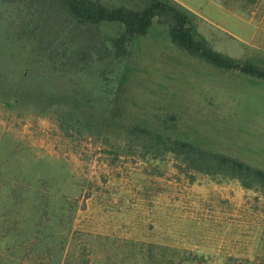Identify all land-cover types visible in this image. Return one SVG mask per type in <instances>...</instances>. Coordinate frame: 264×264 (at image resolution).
Masks as SVG:
<instances>
[{
  "label": "rangeland",
  "instance_id": "obj_1",
  "mask_svg": "<svg viewBox=\"0 0 264 264\" xmlns=\"http://www.w3.org/2000/svg\"><path fill=\"white\" fill-rule=\"evenodd\" d=\"M178 1L196 12L214 49L264 70V0ZM220 5L236 6L243 20ZM19 22L0 0L1 202L13 203L11 189L23 188L16 199L31 227L43 213L33 207L48 204L51 223L63 217L58 235L70 232L71 246L86 242L97 264H134L140 250L195 252L196 264H225L231 254L262 263L258 193L228 176L188 175L170 153L151 159L130 148L126 132L146 127L264 170V78L190 55L154 21L123 59L61 80L21 48ZM75 88L88 102L81 127L67 133L56 112L69 111V100L46 101L75 96Z\"/></svg>",
  "mask_w": 264,
  "mask_h": 264
},
{
  "label": "trees",
  "instance_id": "obj_2",
  "mask_svg": "<svg viewBox=\"0 0 264 264\" xmlns=\"http://www.w3.org/2000/svg\"><path fill=\"white\" fill-rule=\"evenodd\" d=\"M1 3L20 20L15 35L21 48H27L30 55L38 57L61 80L83 74L97 63L123 59L132 40L146 35L154 21L166 25L173 44L190 55L221 69H236L264 78V70L214 49L198 29L199 16L178 0H1ZM106 25L115 27L109 31ZM77 89L72 90L75 96L62 95L60 101L53 96L46 101L54 106L70 102L69 111L56 112L60 127L67 133L78 131L85 116L81 109L86 108L88 98L83 89ZM132 129L126 132L134 137L129 140L130 148L137 146L147 157L153 154L151 159L173 154L179 160L177 169L188 175L198 172L237 179L246 190L258 193L255 200L264 205L263 169L171 134L140 126ZM22 189H11L9 197H15L13 203L0 201V264H97V257L86 242L71 246L70 232L58 235L56 229L63 217L52 218L51 223L48 204L33 207L34 212L43 211L33 227L32 219L23 222L20 217L23 205L16 199L24 195ZM262 227L261 240H264V220ZM9 239L12 244L3 251L2 244ZM199 256L188 251L164 252L159 256L140 250L134 256V264H196ZM257 256V260H262L260 264H264V253ZM249 261L248 257L231 254L225 264H249Z\"/></svg>",
  "mask_w": 264,
  "mask_h": 264
},
{
  "label": "crops",
  "instance_id": "obj_3",
  "mask_svg": "<svg viewBox=\"0 0 264 264\" xmlns=\"http://www.w3.org/2000/svg\"><path fill=\"white\" fill-rule=\"evenodd\" d=\"M180 2V1H179ZM219 7L223 8L225 11L229 12V13H232L234 16H236L238 19L240 20H243V17L242 16H239V15H236L234 11H232L233 8H236V6H229L224 8L222 5H220ZM237 8H239L240 10H243V11H246V6L243 4V5H239ZM192 10V9H191ZM193 11V10H192ZM196 13V12H195ZM173 43V42H172ZM176 46V45H175ZM177 47V46H176Z\"/></svg>",
  "mask_w": 264,
  "mask_h": 264
}]
</instances>
